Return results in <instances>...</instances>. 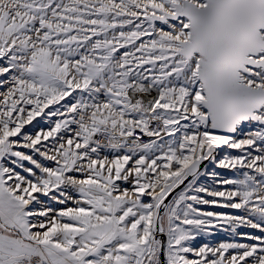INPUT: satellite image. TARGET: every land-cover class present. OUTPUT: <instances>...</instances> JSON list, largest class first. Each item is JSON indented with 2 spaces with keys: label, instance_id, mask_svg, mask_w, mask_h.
Returning <instances> with one entry per match:
<instances>
[{
  "label": "snow or ice",
  "instance_id": "6c2138e0",
  "mask_svg": "<svg viewBox=\"0 0 264 264\" xmlns=\"http://www.w3.org/2000/svg\"><path fill=\"white\" fill-rule=\"evenodd\" d=\"M0 264H264V0H0Z\"/></svg>",
  "mask_w": 264,
  "mask_h": 264
},
{
  "label": "rangeland",
  "instance_id": "374dc122",
  "mask_svg": "<svg viewBox=\"0 0 264 264\" xmlns=\"http://www.w3.org/2000/svg\"><path fill=\"white\" fill-rule=\"evenodd\" d=\"M245 231H253V230H248V229H245ZM229 235L227 233H219L215 238H211V242L212 243H217L220 239H229Z\"/></svg>",
  "mask_w": 264,
  "mask_h": 264
}]
</instances>
